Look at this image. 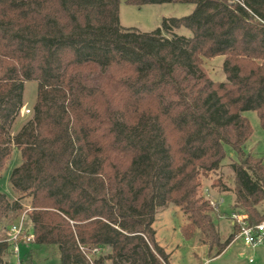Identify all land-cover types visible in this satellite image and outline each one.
I'll list each match as a JSON object with an SVG mask.
<instances>
[{"label": "trees", "instance_id": "trees-1", "mask_svg": "<svg viewBox=\"0 0 264 264\" xmlns=\"http://www.w3.org/2000/svg\"><path fill=\"white\" fill-rule=\"evenodd\" d=\"M119 2L0 0V170L9 144L22 156L10 172L20 198L0 191V232L27 196L33 239L22 243L56 245L62 264H170L153 223L172 202L220 254L234 234L221 240L198 188L227 148L235 154L234 210L264 220V158L246 151L253 128L243 114L256 111L264 128V0H126L194 4L150 32L121 26ZM181 27L191 35L173 32ZM217 55L224 81L202 67ZM31 80L33 114L10 137ZM147 99L153 107L143 106ZM169 125L181 134L177 148ZM4 235L0 264L11 253Z\"/></svg>", "mask_w": 264, "mask_h": 264}, {"label": "rangeland", "instance_id": "rangeland-1", "mask_svg": "<svg viewBox=\"0 0 264 264\" xmlns=\"http://www.w3.org/2000/svg\"><path fill=\"white\" fill-rule=\"evenodd\" d=\"M191 3H150L141 6L131 5L126 0L119 2V21L121 26L128 28H136L142 32H150L161 25L164 17H181L190 14L194 9ZM174 33L179 35H191V31L181 27L174 29ZM164 35L171 36L172 33ZM224 61L223 55L214 57H204L202 67L204 71L214 81L226 80L225 73L222 69ZM94 73V72H92ZM120 72H115L114 77H120ZM98 74V73H97ZM38 84L36 81H27L23 89V106L19 114L9 125L10 137L15 136L23 125L31 118L33 114V106L37 97ZM145 107H153V100L147 99L143 103ZM26 109H31L26 112ZM252 125L253 131L250 138L245 143L246 151L256 156L264 158V128L260 124L258 114L254 110L244 111ZM169 138L174 148H177L181 141L180 132L173 129L169 125ZM12 153L6 158L5 165L0 170V191L6 193L11 200L20 198L19 192H14L10 183V172L22 161L20 150L14 144H9ZM228 156L224 159L220 167L207 175L200 176V186L198 194L202 200L210 203V199L222 198L223 202L215 206H208V213L215 222L223 241L230 235L236 234V229L232 225L231 215L235 211L236 196L234 193V171L232 162L235 154L230 148H227ZM230 188V190H222V186L217 182ZM209 192V194H208ZM210 195V196H209ZM22 213H25L26 226L30 225L27 212L31 209L30 197H21ZM259 209L264 211V200L259 204ZM188 213L175 203H168L165 206L157 208V214L153 227L156 230V241L162 246L168 254L170 264H264V244L251 246L243 242L237 236L220 254L215 253V248L209 249L207 243L204 242L205 236L199 228L192 225ZM6 221V219H5ZM13 221L10 222H14ZM11 224V223H10ZM187 231V233H186ZM192 234L191 238H187L186 234ZM185 234V235H184ZM4 234L0 232V237ZM7 235V234H5ZM4 235V236H5ZM20 258L22 264H62L60 253L56 245L39 244L35 242L20 243ZM110 252V248H105L101 253L105 255ZM17 255L11 252L6 256L7 264H16ZM107 264H112L111 260H107ZM120 264H127L121 262Z\"/></svg>", "mask_w": 264, "mask_h": 264}, {"label": "built area", "instance_id": "built-area-1", "mask_svg": "<svg viewBox=\"0 0 264 264\" xmlns=\"http://www.w3.org/2000/svg\"><path fill=\"white\" fill-rule=\"evenodd\" d=\"M31 109H26L30 112ZM209 194V192H208ZM210 196V195H209ZM210 203L217 208L218 204L223 202L222 198L210 199ZM232 225L236 229V236L241 238L247 245L257 246L264 244V220L251 223L245 213L234 211L231 215ZM26 216L22 213L21 216L12 222L7 229L6 240L10 243L11 252L17 255V263L22 264L20 258L19 245L22 241L30 242L33 239L32 233H26Z\"/></svg>", "mask_w": 264, "mask_h": 264}, {"label": "crops", "instance_id": "crops-1", "mask_svg": "<svg viewBox=\"0 0 264 264\" xmlns=\"http://www.w3.org/2000/svg\"><path fill=\"white\" fill-rule=\"evenodd\" d=\"M221 236V235H220ZM236 236V234L234 235V237ZM223 237L221 236V240L223 241V239H222ZM234 241V238L232 239V241L230 242V243H232ZM229 243V244H230Z\"/></svg>", "mask_w": 264, "mask_h": 264}]
</instances>
